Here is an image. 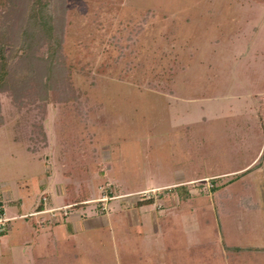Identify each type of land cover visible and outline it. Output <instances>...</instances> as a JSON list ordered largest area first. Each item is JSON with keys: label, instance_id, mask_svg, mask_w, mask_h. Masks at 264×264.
Wrapping results in <instances>:
<instances>
[{"label": "rangeland", "instance_id": "rangeland-1", "mask_svg": "<svg viewBox=\"0 0 264 264\" xmlns=\"http://www.w3.org/2000/svg\"><path fill=\"white\" fill-rule=\"evenodd\" d=\"M65 2L76 100L0 92V264H264V0Z\"/></svg>", "mask_w": 264, "mask_h": 264}, {"label": "trees", "instance_id": "trees-1", "mask_svg": "<svg viewBox=\"0 0 264 264\" xmlns=\"http://www.w3.org/2000/svg\"><path fill=\"white\" fill-rule=\"evenodd\" d=\"M65 1L0 0V92L9 90L19 105L32 101L45 112L49 101L67 103L77 98L62 46ZM7 39H12L14 45L20 43V63L9 64L8 55L4 53ZM2 122L0 109V125ZM36 126L30 138L46 139L42 123ZM29 149L36 147L29 146ZM86 193L88 195V191ZM230 248L241 249L236 245Z\"/></svg>", "mask_w": 264, "mask_h": 264}, {"label": "built area", "instance_id": "built-area-1", "mask_svg": "<svg viewBox=\"0 0 264 264\" xmlns=\"http://www.w3.org/2000/svg\"><path fill=\"white\" fill-rule=\"evenodd\" d=\"M11 219L12 217L7 215L4 204L0 200V236L7 231Z\"/></svg>", "mask_w": 264, "mask_h": 264}]
</instances>
